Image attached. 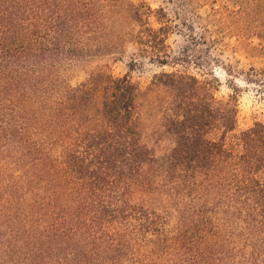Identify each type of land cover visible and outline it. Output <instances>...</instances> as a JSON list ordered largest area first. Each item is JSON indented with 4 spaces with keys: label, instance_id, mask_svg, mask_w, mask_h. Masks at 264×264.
Returning <instances> with one entry per match:
<instances>
[{
    "label": "trees",
    "instance_id": "trees-1",
    "mask_svg": "<svg viewBox=\"0 0 264 264\" xmlns=\"http://www.w3.org/2000/svg\"><path fill=\"white\" fill-rule=\"evenodd\" d=\"M170 1L0 0V264H264V119L188 69L233 37L264 100V0ZM130 44L146 90L112 70Z\"/></svg>",
    "mask_w": 264,
    "mask_h": 264
},
{
    "label": "rangeland",
    "instance_id": "rangeland-1",
    "mask_svg": "<svg viewBox=\"0 0 264 264\" xmlns=\"http://www.w3.org/2000/svg\"><path fill=\"white\" fill-rule=\"evenodd\" d=\"M146 1L153 7H158L160 5L165 6L168 11L173 14L175 5L170 0ZM209 7L210 5L197 6L196 8L197 12L204 14ZM186 15L189 17L191 12L186 13ZM176 21L181 25L179 19H176ZM180 28H183V26ZM202 32L203 30L201 28H196L197 35ZM187 34V29L181 32L176 29L170 34L168 42L172 48V55H178L186 44H190ZM204 35L207 38V45L202 46H207V49L201 53L200 57L201 59H208L207 53H209L211 60L208 64L204 63L206 67L199 68L191 64L188 65V69L199 77L211 78L215 76L218 79V86L216 89L218 97L227 98L231 94L237 95L239 109L237 130L251 125L256 119H264V100L262 94L257 91L254 85L248 84L242 75V71L247 69L250 64H259L261 59L249 55L246 52V48L238 45V42L233 37L231 38L226 35L221 37L216 33H205ZM214 38L217 40L211 43L209 40ZM130 64H132L131 69L129 66ZM111 66L114 74L118 76L129 73L132 81L142 90L147 89L155 73L161 71L163 68L155 62H152L149 57L141 56L137 51V46L134 44H130L128 50L120 56V58L112 60ZM88 68L89 65L88 67L83 66L76 69L72 76V81L76 82L81 80L85 76V72ZM165 68L168 69V67ZM233 87H235L236 90H234ZM153 97V94H149L147 99L152 100ZM148 102L149 101H147V103ZM147 103H145L144 123L149 139L152 141L151 137L155 128L154 111H152Z\"/></svg>",
    "mask_w": 264,
    "mask_h": 264
}]
</instances>
